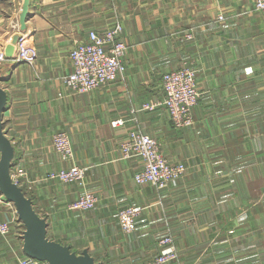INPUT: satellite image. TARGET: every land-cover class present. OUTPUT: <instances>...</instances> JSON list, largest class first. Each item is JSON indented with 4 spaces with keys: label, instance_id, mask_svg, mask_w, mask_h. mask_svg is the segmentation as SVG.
<instances>
[{
    "label": "crops",
    "instance_id": "crops-1",
    "mask_svg": "<svg viewBox=\"0 0 264 264\" xmlns=\"http://www.w3.org/2000/svg\"><path fill=\"white\" fill-rule=\"evenodd\" d=\"M254 2L30 0L22 30L23 0H0V49L16 35L35 48L32 61L8 56L0 64V85L9 92L3 119L16 148L12 171L22 169L19 185L47 217L51 239L88 248L103 264H142L171 234L181 264H264V13ZM117 18L128 44L125 73L90 92L71 91L64 77L73 41ZM186 63L198 70L201 94L195 124L177 129L163 106H140L163 98L162 74ZM131 129L157 137L172 162H185L184 176L163 191L137 183L142 161L123 158L121 148ZM58 130L71 138L72 161L52 144ZM73 163L85 166V187L100 197L91 209L70 207L83 185L47 178ZM127 205L144 208L130 234L118 221ZM0 217L15 220L0 234V264H17L24 224L1 193Z\"/></svg>",
    "mask_w": 264,
    "mask_h": 264
},
{
    "label": "built area",
    "instance_id": "built-area-1",
    "mask_svg": "<svg viewBox=\"0 0 264 264\" xmlns=\"http://www.w3.org/2000/svg\"><path fill=\"white\" fill-rule=\"evenodd\" d=\"M254 8L264 12V0H256ZM219 14L216 20H225ZM124 24L117 18L110 26L102 30L90 28L85 37L73 41L69 51L72 69L64 77L66 86L75 93L93 91L99 87L115 82L126 70L124 57L128 44L123 38ZM192 37L191 33L187 34ZM35 54L34 44L29 36L21 35L15 43L12 58L16 61H32ZM8 56L0 49V64ZM163 98H154L144 101L140 109L155 111L164 107L173 126L177 129L190 127L195 124L194 107L198 103L201 91L198 85V70L191 64H184L162 74ZM122 119L113 121L114 125L122 124ZM52 144L59 153L62 161H72L75 157L74 147L69 134L58 130L53 134ZM123 158L138 157L142 161V168L135 173V180L139 184H152L158 191L167 189L178 181L187 171L185 162H172L162 151L160 140L142 130L131 129L121 144ZM12 171V169H11ZM23 171L16 167L12 171L13 179L19 184ZM48 179H57L61 182H75L83 185V192L71 203L75 210L91 209L100 200L99 195L92 189L85 187V166L73 163L68 167L52 171ZM15 208L14 204L9 201ZM16 209V208H15ZM142 206L127 205L118 213L120 229L130 234L136 229V220L143 211ZM17 212V211H16ZM17 223V221H16ZM20 223L22 221L20 220ZM15 220L7 221L0 217V234L9 233L15 227ZM23 233V232H22ZM21 233V234H22ZM163 247L161 253L143 261L142 264H181L180 252L174 244L171 234L160 238ZM17 264H49L41 260L22 254Z\"/></svg>",
    "mask_w": 264,
    "mask_h": 264
},
{
    "label": "water",
    "instance_id": "water-1",
    "mask_svg": "<svg viewBox=\"0 0 264 264\" xmlns=\"http://www.w3.org/2000/svg\"><path fill=\"white\" fill-rule=\"evenodd\" d=\"M30 10V0H23L20 13L21 29L27 27V17ZM18 35L12 43L7 45L5 52L12 56ZM2 67L0 66V80ZM9 102V92L0 85V193L14 204L19 220L24 224L22 233L23 253L27 256L47 260L49 264H103L97 260L88 248L77 252L71 245L62 243L48 236V219L35 208L31 196L27 195L23 187L12 177V166L16 155V148L12 139L4 128L3 114Z\"/></svg>",
    "mask_w": 264,
    "mask_h": 264
},
{
    "label": "rangeland",
    "instance_id": "rangeland-1",
    "mask_svg": "<svg viewBox=\"0 0 264 264\" xmlns=\"http://www.w3.org/2000/svg\"><path fill=\"white\" fill-rule=\"evenodd\" d=\"M256 1V0H255ZM254 6H255V2H254ZM255 9V8H254ZM256 10V9H255ZM257 11V10H256ZM259 12H261V11H259ZM264 13V12H263Z\"/></svg>",
    "mask_w": 264,
    "mask_h": 264
}]
</instances>
